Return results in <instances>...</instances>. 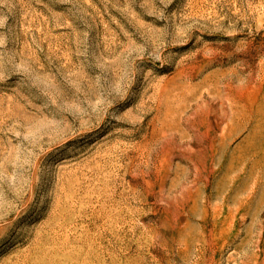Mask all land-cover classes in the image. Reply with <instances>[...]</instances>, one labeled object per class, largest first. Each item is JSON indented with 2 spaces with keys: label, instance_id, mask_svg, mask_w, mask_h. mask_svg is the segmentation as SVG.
Returning a JSON list of instances; mask_svg holds the SVG:
<instances>
[{
  "label": "rangeland",
  "instance_id": "1",
  "mask_svg": "<svg viewBox=\"0 0 264 264\" xmlns=\"http://www.w3.org/2000/svg\"><path fill=\"white\" fill-rule=\"evenodd\" d=\"M0 264H264V0H0Z\"/></svg>",
  "mask_w": 264,
  "mask_h": 264
}]
</instances>
